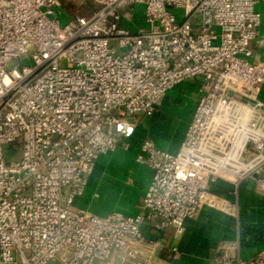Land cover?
Returning a JSON list of instances; mask_svg holds the SVG:
<instances>
[{
	"label": "built area",
	"instance_id": "2783aa9c",
	"mask_svg": "<svg viewBox=\"0 0 264 264\" xmlns=\"http://www.w3.org/2000/svg\"><path fill=\"white\" fill-rule=\"evenodd\" d=\"M87 1L98 7L62 24L63 0H0V264H151L163 244L145 227L183 233L211 179L257 175L264 191V41L260 55L253 48L264 0ZM138 4L148 26L132 31L122 24ZM196 77L203 94L179 150L142 141L136 162L153 176L140 212L77 207L136 118ZM7 145L18 158L6 157ZM217 264H264V250Z\"/></svg>",
	"mask_w": 264,
	"mask_h": 264
},
{
	"label": "crops",
	"instance_id": "0c3cea01",
	"mask_svg": "<svg viewBox=\"0 0 264 264\" xmlns=\"http://www.w3.org/2000/svg\"><path fill=\"white\" fill-rule=\"evenodd\" d=\"M203 83L202 77H196L168 90L155 115L137 117L134 135L98 160L86 189L97 183L92 200L101 197V188L113 194L109 207L114 208L108 214L120 208L131 213L127 215L140 212L153 176L149 167L136 162L142 141L151 139L159 148L176 153L203 94ZM259 176L264 178V171ZM256 177H248L239 185L222 178L211 179L208 191L221 197L227 208L206 199L200 210L186 219L181 234L174 228L158 233L145 227L148 235L163 244L151 264H217L222 254L248 260L264 250V191L257 189ZM106 204L96 208L90 205L89 211L101 215ZM173 247L178 251L176 258L170 259Z\"/></svg>",
	"mask_w": 264,
	"mask_h": 264
},
{
	"label": "rangeland",
	"instance_id": "374dc122",
	"mask_svg": "<svg viewBox=\"0 0 264 264\" xmlns=\"http://www.w3.org/2000/svg\"><path fill=\"white\" fill-rule=\"evenodd\" d=\"M98 6L95 2L93 1H87L86 0H63V6L62 7H57L56 8V13L58 14L61 23L65 24L71 17L75 16L76 14H89L90 11L93 9H96ZM257 10L261 12L262 14V24L260 27V34L258 39L256 40L254 44V50L260 55L261 49H262V42L264 41V2H260L256 6ZM144 10L145 6L143 4H138L136 6V12L135 16L132 21H125L122 26L132 30L136 31L139 27H147V23L144 18ZM173 11L177 15V20L182 21L185 17V11L184 9L181 8H174ZM29 64V60H14L10 63V66H20V64ZM21 154V150L19 149L18 145L12 146V145H7L6 146V157L8 159H16L19 157ZM104 156V155H103ZM102 156V157H103ZM101 157V158H102ZM107 157V156H106ZM100 158V159H101ZM99 159V160H100ZM96 185L93 187H88L84 194L78 196L75 200V205L79 208H83L86 210H89V206L91 205L92 208H96L97 205L108 203L105 206V211H102L103 213H99L101 215H107L109 210H113L114 207H109L111 206V199L113 197L112 193H108L107 190L100 189V198H96L95 200H92V194L96 190ZM79 199V200H78ZM110 203V204H109ZM111 208V209H109ZM121 212L125 214H131L129 212L123 211L122 208H120ZM50 264H58V263H50ZM117 264H120V262H117Z\"/></svg>",
	"mask_w": 264,
	"mask_h": 264
},
{
	"label": "bare ground",
	"instance_id": "6f19581e",
	"mask_svg": "<svg viewBox=\"0 0 264 264\" xmlns=\"http://www.w3.org/2000/svg\"><path fill=\"white\" fill-rule=\"evenodd\" d=\"M262 93H264V85L262 86V88L260 89V92H259V98L262 101H264V99L262 98ZM204 198L208 199L209 201H211L215 205H219L220 207L227 208L225 201L217 195L215 196V195H212L211 193H209V194L206 193V194H204Z\"/></svg>",
	"mask_w": 264,
	"mask_h": 264
}]
</instances>
